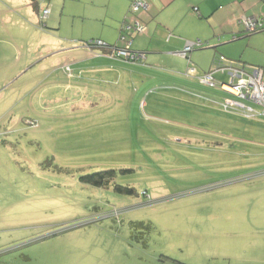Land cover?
<instances>
[{"label": "rangeland", "instance_id": "obj_1", "mask_svg": "<svg viewBox=\"0 0 264 264\" xmlns=\"http://www.w3.org/2000/svg\"><path fill=\"white\" fill-rule=\"evenodd\" d=\"M0 23V264H264V113L203 82L261 66L264 32L91 75L95 22Z\"/></svg>", "mask_w": 264, "mask_h": 264}, {"label": "crops", "instance_id": "obj_2", "mask_svg": "<svg viewBox=\"0 0 264 264\" xmlns=\"http://www.w3.org/2000/svg\"><path fill=\"white\" fill-rule=\"evenodd\" d=\"M134 1L49 0L48 3H43L36 0H0V22L3 19L8 22L15 19L18 26L23 28L25 32L29 30L35 32L34 26H40V7L48 6L50 15L46 20V29L59 31L61 20L64 17H66V20H73L74 23L76 21L84 23L89 20L95 22L91 24L92 26L99 27L97 40L116 45L118 41L114 43L113 35L118 36V39L121 40L122 24L129 16L131 5ZM145 1L149 9L140 11L137 15L141 22L144 23L145 31L134 38L132 45L133 50L145 53V60L149 53H173L184 57L189 63V61L191 62L190 53L192 51L184 54L188 44L200 42L204 45L206 42L217 48L231 42L240 41L242 39L241 35L247 32L245 26L239 23L242 18H256L262 22L264 27V1L262 0ZM1 28L2 24L0 23V32H2ZM8 29L10 33L13 31L9 27ZM250 36L249 34L246 37L249 39ZM124 45H127L126 42ZM124 45L121 47H124ZM10 46H3L0 49V54ZM84 50L86 52L81 51L83 52L82 59L86 55V57L92 59V66H97L87 68L91 75L96 72L101 74L110 72L107 67L103 66L106 62H118V64L121 63L123 65L130 64L109 58L101 49L93 50L94 52L91 50L89 52L85 48ZM154 56L151 59H155L156 57ZM223 62L224 60L220 64L222 65ZM257 62L261 66L264 65V59H260ZM229 63L232 62L226 64ZM218 72L226 74V72H222L217 68L206 73L207 75L212 74L213 83H207L204 80L203 82L211 86H218V84L224 83L216 81L215 75ZM220 91L224 92L221 89ZM226 99L227 97L224 96L223 100L225 101ZM231 100H233L234 105L230 106V108L238 107L242 112H253V105L234 98Z\"/></svg>", "mask_w": 264, "mask_h": 264}, {"label": "built area", "instance_id": "obj_3", "mask_svg": "<svg viewBox=\"0 0 264 264\" xmlns=\"http://www.w3.org/2000/svg\"><path fill=\"white\" fill-rule=\"evenodd\" d=\"M43 3H48L49 0H36ZM149 6L145 0H135L131 5V13L136 14L140 11H147ZM50 15V9L48 6L42 9L41 20L45 21ZM134 18H130L131 23L124 26L125 33L141 34L145 31V26L134 21ZM239 23L243 24L247 32L259 31L262 27V22L256 18H242ZM262 30V29H261ZM264 32V30H263ZM126 37L123 38L125 40ZM97 45L103 46L104 44L100 41L96 42ZM201 43H191L188 44L185 53L193 51L195 48L200 47ZM116 55L117 57H122L130 59L133 61H139L145 58L144 54L132 55L124 48H114L112 49L111 56ZM228 73L230 83L218 84V87L225 93L241 99L249 100L253 103L262 107V112L264 113V66H244L243 64L231 63L227 66L218 68V70ZM207 83H213L212 74L207 75L203 79ZM215 85V84H214ZM234 105L232 101H228L225 109L230 108Z\"/></svg>", "mask_w": 264, "mask_h": 264}, {"label": "trees", "instance_id": "obj_4", "mask_svg": "<svg viewBox=\"0 0 264 264\" xmlns=\"http://www.w3.org/2000/svg\"><path fill=\"white\" fill-rule=\"evenodd\" d=\"M262 1H264V0H262ZM43 8L44 7H40L41 11H40V17H39V20H40L39 21V24H40V27L42 29H45L46 28V20L45 21H42L41 20V13H42V9ZM138 14H139V12L136 13V14L131 13V9H130L129 16L124 20V22L122 24V28H121V42L123 43V45L126 42V44H127L126 46L124 45V47H121V46H119L117 44L116 45H110V44H108V43H106V42H104L102 40H92V41L86 43V47L88 49H90L92 52H94L93 50L101 49L106 56H108L111 59H115L117 61H122V62H127V63H136V62L142 61L143 59H141L139 61H133V60L126 59V58L117 57L116 55L111 56L112 49H114V48L115 49L116 48H124L128 52H130L132 55H140V54H144L145 55L144 52H138V51L133 50V48H132V45H133V42H134V38L137 37V36H139V35H141V34H143L144 32L141 33V34H135L134 33L132 35H129V34L125 33V31H124V26L126 24H128V23L129 24L131 23V21H130V18L131 17L134 18L133 19L134 21H138L139 23H141L142 25H144V23H142L141 20L137 17ZM261 29L259 31H256V32H248V34L254 35V34H257V33H261V32H263L264 27L262 26ZM124 37H126L125 40H123ZM98 41L102 42L104 45L103 46L97 45L96 42H98ZM201 46H203V45L201 44L200 47ZM232 63H235V64H243L244 66H249V65H246L245 63H242L240 61L239 62H232ZM229 64H231V63H229ZM262 66H264V65H262ZM249 67H252V66H249ZM223 93H224V95L227 96V99L223 102L224 103V108L227 105V102L228 101H233V100H231L232 98L238 99V98H235V97H233V96H231V95H229V94H227L225 92H223ZM238 100L241 101V99H238ZM242 101L243 102H248V103H250L253 106L254 105L255 106H258V108L262 112V107L259 106V105H257V104H255V103H253L252 101H249V100H242ZM113 175H114V172L113 171H105V172H99V173L87 175L86 177H83L82 180L88 181L89 183H91L92 185H94L96 187H103V186H106L107 183H109V181L113 177ZM117 190L119 192H121V193H127V194L134 193V190L133 189L125 188V187H122V186H119V185L117 186ZM132 226H134L136 228H140V229H150L151 228L150 225L146 224L145 222H133V225ZM133 237H135V236H133ZM137 238L139 239L140 236H138ZM24 259H28V257L27 256H24ZM170 264H182V263L171 260V263Z\"/></svg>", "mask_w": 264, "mask_h": 264}]
</instances>
